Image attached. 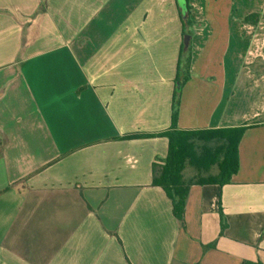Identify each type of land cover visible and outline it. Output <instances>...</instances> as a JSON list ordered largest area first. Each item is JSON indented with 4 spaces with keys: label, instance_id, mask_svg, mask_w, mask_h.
Returning <instances> with one entry per match:
<instances>
[{
    "label": "crops",
    "instance_id": "obj_1",
    "mask_svg": "<svg viewBox=\"0 0 264 264\" xmlns=\"http://www.w3.org/2000/svg\"><path fill=\"white\" fill-rule=\"evenodd\" d=\"M188 3L177 127L262 123L243 131L228 182L189 185L182 226L153 183L177 0H0V264H264V0Z\"/></svg>",
    "mask_w": 264,
    "mask_h": 264
},
{
    "label": "trees",
    "instance_id": "obj_2",
    "mask_svg": "<svg viewBox=\"0 0 264 264\" xmlns=\"http://www.w3.org/2000/svg\"><path fill=\"white\" fill-rule=\"evenodd\" d=\"M180 8L182 19V42L177 61V74L172 99V112L170 126L154 135L168 139V152L162 164H155L153 171V183L162 186L172 200L174 215L184 225V206L188 193V187L193 182L226 183L238 168L237 146L243 131L262 123L261 120H252L240 126L223 128H179L176 125L180 86L190 76L191 49L189 38L191 32L188 26L191 6L188 0H184V6ZM259 17L258 13H250L245 17L246 22H254ZM185 37L187 40L185 42ZM189 164L196 168L207 169L212 165L217 167V173L204 179L195 178L188 182L183 180L182 171ZM226 227L224 215L220 210V233ZM214 246V241L203 245V250ZM244 264H251L245 262ZM260 264V263H259Z\"/></svg>",
    "mask_w": 264,
    "mask_h": 264
},
{
    "label": "rangeland",
    "instance_id": "obj_3",
    "mask_svg": "<svg viewBox=\"0 0 264 264\" xmlns=\"http://www.w3.org/2000/svg\"><path fill=\"white\" fill-rule=\"evenodd\" d=\"M179 6L183 7L184 6V0H177Z\"/></svg>",
    "mask_w": 264,
    "mask_h": 264
},
{
    "label": "water",
    "instance_id": "obj_4",
    "mask_svg": "<svg viewBox=\"0 0 264 264\" xmlns=\"http://www.w3.org/2000/svg\"><path fill=\"white\" fill-rule=\"evenodd\" d=\"M186 40H187V37H185V42H186Z\"/></svg>",
    "mask_w": 264,
    "mask_h": 264
}]
</instances>
